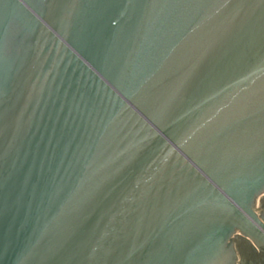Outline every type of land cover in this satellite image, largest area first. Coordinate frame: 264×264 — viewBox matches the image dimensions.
<instances>
[{
  "label": "water",
  "instance_id": "water-1",
  "mask_svg": "<svg viewBox=\"0 0 264 264\" xmlns=\"http://www.w3.org/2000/svg\"><path fill=\"white\" fill-rule=\"evenodd\" d=\"M0 264H264V0H0Z\"/></svg>",
  "mask_w": 264,
  "mask_h": 264
}]
</instances>
